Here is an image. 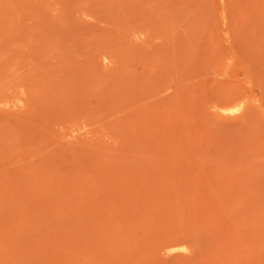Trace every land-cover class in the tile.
<instances>
[{
  "label": "rangeland",
  "instance_id": "1",
  "mask_svg": "<svg viewBox=\"0 0 264 264\" xmlns=\"http://www.w3.org/2000/svg\"><path fill=\"white\" fill-rule=\"evenodd\" d=\"M0 264H264V0H0Z\"/></svg>",
  "mask_w": 264,
  "mask_h": 264
}]
</instances>
